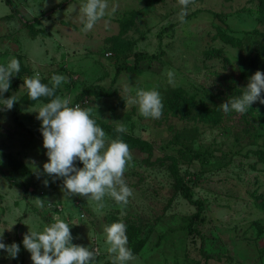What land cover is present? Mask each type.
Instances as JSON below:
<instances>
[{"label":"rangeland","instance_id":"1","mask_svg":"<svg viewBox=\"0 0 264 264\" xmlns=\"http://www.w3.org/2000/svg\"><path fill=\"white\" fill-rule=\"evenodd\" d=\"M64 1L11 0L13 13L0 0V63L16 57L21 74L18 89L10 91L17 97L16 120L11 110H0V231L6 244L21 250L15 259L0 252V264H32L23 234L37 218L42 229L54 216L78 223L70 227L72 242L94 250L95 264H114L104 227L117 220L127 225V246L136 256L129 264H264V164L254 153L264 151V104L254 102L244 114L219 107L239 96L255 71L264 72V0H189L183 21L180 0H107L105 17L89 31H82L83 0L50 13ZM42 14L39 23L25 24ZM138 53L157 59L114 78ZM36 73L45 84L62 74L57 95L114 129L123 124V135L152 147L149 153L129 147L126 205L107 196L103 208L79 194L65 198L63 178L43 172L46 150L33 112L39 102L22 87ZM87 87L112 94L81 96ZM141 88L160 92L159 118H145L129 103ZM176 143L209 154L206 161L178 164L192 199L203 203L199 236L183 230L195 207L172 176Z\"/></svg>","mask_w":264,"mask_h":264},{"label":"clouds","instance_id":"2","mask_svg":"<svg viewBox=\"0 0 264 264\" xmlns=\"http://www.w3.org/2000/svg\"><path fill=\"white\" fill-rule=\"evenodd\" d=\"M189 0H180L182 7L178 12L183 21ZM108 8L107 0H83L80 12L83 18L82 31L91 30L105 17ZM20 71V61L16 57L0 63V110H11L17 97L12 94L4 97L10 88V79ZM171 78L174 74L167 73ZM62 74H53L50 84L41 82L39 73L25 77L22 87L28 97L38 101L39 106L33 112L40 121L42 147L46 150L47 161L42 169L52 179H62V190L65 198L79 194L95 202L97 208L104 207L105 197H109L120 205H126L132 196V189L124 179L126 167L132 160L129 145L119 136L109 138L104 129L93 118L87 108L73 104L70 97L56 94L57 88L65 82ZM264 72L255 71L247 81L239 96L220 104L221 110L228 114L246 113L254 102L264 104ZM41 97L49 98L47 102ZM129 103L135 104L139 114L145 118H159L162 114V98L155 89H137L130 97ZM97 116V115H96ZM123 133L125 126L119 124L115 129ZM81 167H77L75 162ZM34 171L35 166L33 165ZM46 185L47 180L43 181ZM38 206L45 202L36 199ZM78 224L75 220L66 221L54 216L53 221L39 229L37 226L23 234L21 244L30 253L32 264H95V251L79 244H74L70 227ZM10 229V228H9ZM127 225L117 220L104 227L107 252L114 264H129L136 259L132 249L128 247ZM21 250L16 242L6 244L3 231H0V252L15 259Z\"/></svg>","mask_w":264,"mask_h":264},{"label":"trees","instance_id":"3","mask_svg":"<svg viewBox=\"0 0 264 264\" xmlns=\"http://www.w3.org/2000/svg\"><path fill=\"white\" fill-rule=\"evenodd\" d=\"M4 2L12 9L13 13H16L11 0H4ZM70 0H65L64 2L58 4L55 6L52 10H50V13L53 14L59 9H62L65 7V4H69ZM65 5V6H64ZM45 17V14L39 15L38 17L34 18L32 22H25V24H35L39 23L40 20H42ZM157 59V55L154 54H147V53H138L134 55V62L133 65H121L116 68L115 76L116 78L122 71L128 72V73H138L140 72V63L143 61L151 62L153 60ZM20 71L18 73H14V77L10 79V88L8 92L5 93V98L11 95V90H17L20 80ZM112 93L109 90H104L103 88L98 87H87L81 92V96H110ZM16 105L14 104L13 108L11 109L12 115L14 120H16V112H15ZM212 112H215L214 110H211ZM97 123L104 129V131L112 138H116L119 136V138L123 139L129 147L137 148L140 151L144 152H150L152 150V147L149 144H142L137 143L135 140L131 139L130 137H126L122 133H117L114 128L105 125L102 122L97 121ZM261 136H264L263 131H261ZM259 138L261 136L258 134ZM191 143H188L186 145L184 144H178L176 143V147L172 146L171 149L175 150L176 157H172V162L170 163L172 176L175 180L176 186L179 188L180 193L182 196L189 201L194 207L195 211L188 215L186 218V223L183 226V230L186 231L188 234H191L193 236H199V230L195 227L198 222L203 221L202 212H203V203L200 200H193L191 195V189L188 183L184 180V178L179 173L178 164L179 160L186 159L187 161H206L209 159V154L206 151H202L200 149H194L191 145ZM257 156V161L264 164V151L262 150H256L254 152ZM23 190V185L21 186ZM55 212L59 211L57 208L53 210Z\"/></svg>","mask_w":264,"mask_h":264}]
</instances>
